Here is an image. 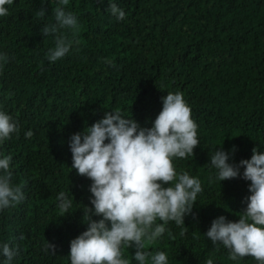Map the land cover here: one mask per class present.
Listing matches in <instances>:
<instances>
[{"label": "trees", "instance_id": "1", "mask_svg": "<svg viewBox=\"0 0 264 264\" xmlns=\"http://www.w3.org/2000/svg\"><path fill=\"white\" fill-rule=\"evenodd\" d=\"M0 264H264V0H0Z\"/></svg>", "mask_w": 264, "mask_h": 264}]
</instances>
